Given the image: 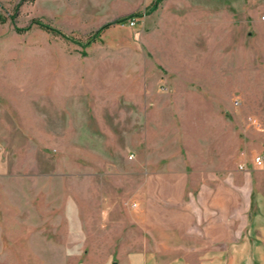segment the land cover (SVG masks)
<instances>
[{"label": "rangeland", "instance_id": "obj_1", "mask_svg": "<svg viewBox=\"0 0 264 264\" xmlns=\"http://www.w3.org/2000/svg\"><path fill=\"white\" fill-rule=\"evenodd\" d=\"M154 1L0 0V264L116 260L147 173L264 155V0Z\"/></svg>", "mask_w": 264, "mask_h": 264}, {"label": "crops", "instance_id": "obj_2", "mask_svg": "<svg viewBox=\"0 0 264 264\" xmlns=\"http://www.w3.org/2000/svg\"><path fill=\"white\" fill-rule=\"evenodd\" d=\"M241 157L245 163L233 166L211 155L192 178L187 170L147 173V191L158 185L162 194L137 197L133 252L102 264H264V165L247 164V151Z\"/></svg>", "mask_w": 264, "mask_h": 264}, {"label": "trees", "instance_id": "obj_3", "mask_svg": "<svg viewBox=\"0 0 264 264\" xmlns=\"http://www.w3.org/2000/svg\"><path fill=\"white\" fill-rule=\"evenodd\" d=\"M158 2H159V0H155L154 1V4H153V7ZM3 21H5V17H3L2 15H0V22H3ZM36 23H37V25L40 28H42L43 30H45L48 33H51L53 35H59V36L65 38V39H69V37L66 34H64L62 31H60L59 29H57V28H55V27H53V26H51V25H49L47 23H44V22H41V21H37ZM108 26H109V23L104 24L101 28H99L98 30H96L94 32V34L90 38H88L85 41H83L82 39H74L73 37L71 38V40H73L74 42H76V43L84 46V45L89 44L90 42L94 41L95 39H97L100 36L102 30L104 28H107ZM19 30H25V29H19Z\"/></svg>", "mask_w": 264, "mask_h": 264}, {"label": "built area", "instance_id": "obj_4", "mask_svg": "<svg viewBox=\"0 0 264 264\" xmlns=\"http://www.w3.org/2000/svg\"><path fill=\"white\" fill-rule=\"evenodd\" d=\"M235 103L238 104L239 100L236 99ZM253 164L255 165V167H263L264 165V157L261 155H257L253 158ZM240 169H243V166H239ZM137 204L136 203H131L132 207H135Z\"/></svg>", "mask_w": 264, "mask_h": 264}]
</instances>
